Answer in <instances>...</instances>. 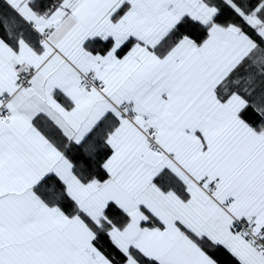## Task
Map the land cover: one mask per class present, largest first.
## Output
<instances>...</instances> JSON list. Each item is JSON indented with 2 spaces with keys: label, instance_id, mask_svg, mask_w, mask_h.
<instances>
[{
  "label": "snow or ice",
  "instance_id": "6c2138e0",
  "mask_svg": "<svg viewBox=\"0 0 264 264\" xmlns=\"http://www.w3.org/2000/svg\"><path fill=\"white\" fill-rule=\"evenodd\" d=\"M0 264H264V0H0Z\"/></svg>",
  "mask_w": 264,
  "mask_h": 264
}]
</instances>
